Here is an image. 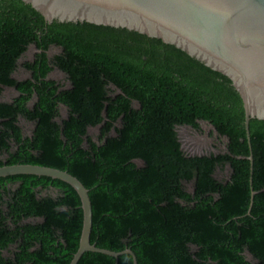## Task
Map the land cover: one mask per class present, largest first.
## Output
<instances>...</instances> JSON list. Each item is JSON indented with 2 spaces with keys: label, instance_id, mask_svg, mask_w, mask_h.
<instances>
[{
  "label": "trees",
  "instance_id": "1",
  "mask_svg": "<svg viewBox=\"0 0 264 264\" xmlns=\"http://www.w3.org/2000/svg\"><path fill=\"white\" fill-rule=\"evenodd\" d=\"M31 46L37 52L23 64L30 77L16 80ZM51 48L58 50L52 57ZM54 69L68 88L50 79ZM4 89L17 97L0 101V167L36 165L77 178L89 191L95 247L130 250L137 264H264V120H250V151L243 103L225 76L159 39L47 24L21 0H0V96ZM20 119L33 125L29 136ZM201 123L228 139L224 152L184 154L177 128L200 132ZM227 168L228 178H217ZM4 202L0 264L70 263L83 222L71 186L3 177ZM32 217L41 222L26 224ZM77 264L116 260L85 252ZM117 264H133L132 257Z\"/></svg>",
  "mask_w": 264,
  "mask_h": 264
},
{
  "label": "water",
  "instance_id": "2",
  "mask_svg": "<svg viewBox=\"0 0 264 264\" xmlns=\"http://www.w3.org/2000/svg\"><path fill=\"white\" fill-rule=\"evenodd\" d=\"M52 22L91 24L126 29L173 45L225 76L238 92L244 109V130L251 151L250 120H264V0H21ZM36 49V46H33ZM207 124L217 134L216 129ZM228 139H226V142ZM226 150V149H225ZM250 173L252 172V155ZM32 175L60 180L81 200L83 214L78 249L69 264L85 252L116 260L130 250L113 252L90 242L92 207L89 191L66 171L36 165L0 167V178ZM254 192H251V196ZM248 256L249 253H248Z\"/></svg>",
  "mask_w": 264,
  "mask_h": 264
},
{
  "label": "rangeland",
  "instance_id": "3",
  "mask_svg": "<svg viewBox=\"0 0 264 264\" xmlns=\"http://www.w3.org/2000/svg\"><path fill=\"white\" fill-rule=\"evenodd\" d=\"M37 51L31 46L22 58L18 61V67L13 75V78L16 80H24L30 77L28 71H26L23 67V64L30 62L33 60L34 55ZM58 53L56 48H51L48 52L49 56L52 57L54 54ZM50 79L60 82L64 88L69 87V83L66 80L63 73L55 70L49 76ZM15 97H17V93L13 89H4L2 95L0 96L1 102H11ZM60 118H66V110L63 106L59 107ZM20 126L23 130L25 136H29L33 125L25 122L20 119ZM201 131L197 132L189 127H179L177 128L178 139L181 144V149L185 155L188 156H204L210 153L218 154L225 151L224 144L226 143V139L219 138L217 134L213 132V129L207 124H200ZM89 134L93 137L95 141H97V137L99 136V129L94 128L89 130ZM138 166L141 165L140 162H137ZM229 176L228 168L225 169L222 174H218L217 178L222 177L226 180ZM186 190L188 192L193 191L192 183L186 184Z\"/></svg>",
  "mask_w": 264,
  "mask_h": 264
},
{
  "label": "flooded vegetation",
  "instance_id": "4",
  "mask_svg": "<svg viewBox=\"0 0 264 264\" xmlns=\"http://www.w3.org/2000/svg\"><path fill=\"white\" fill-rule=\"evenodd\" d=\"M0 209L7 210L6 202H4L2 205H0ZM2 215H4V214L1 213V214H0V217H2ZM3 218H4V217H3ZM4 219H5V218H4ZM37 222H41V220L38 219V218H33V217L25 220V223H26V224H30V225H34V224H36ZM5 225H8V223H6Z\"/></svg>",
  "mask_w": 264,
  "mask_h": 264
}]
</instances>
